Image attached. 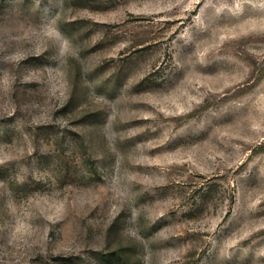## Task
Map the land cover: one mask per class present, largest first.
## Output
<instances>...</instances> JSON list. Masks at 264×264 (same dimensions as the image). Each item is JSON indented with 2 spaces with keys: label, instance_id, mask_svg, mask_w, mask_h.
Masks as SVG:
<instances>
[{
  "label": "rangeland",
  "instance_id": "374dc122",
  "mask_svg": "<svg viewBox=\"0 0 264 264\" xmlns=\"http://www.w3.org/2000/svg\"><path fill=\"white\" fill-rule=\"evenodd\" d=\"M0 264H264V0H0Z\"/></svg>",
  "mask_w": 264,
  "mask_h": 264
}]
</instances>
